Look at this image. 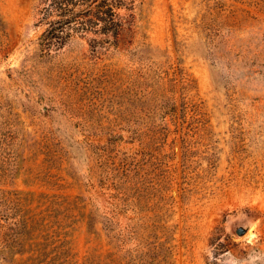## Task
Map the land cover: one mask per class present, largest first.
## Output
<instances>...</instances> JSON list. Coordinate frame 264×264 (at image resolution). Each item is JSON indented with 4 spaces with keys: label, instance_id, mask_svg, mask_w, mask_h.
<instances>
[{
    "label": "rangeland",
    "instance_id": "rangeland-1",
    "mask_svg": "<svg viewBox=\"0 0 264 264\" xmlns=\"http://www.w3.org/2000/svg\"><path fill=\"white\" fill-rule=\"evenodd\" d=\"M45 2L0 0V264H264V0L50 52Z\"/></svg>",
    "mask_w": 264,
    "mask_h": 264
},
{
    "label": "trees",
    "instance_id": "trees-1",
    "mask_svg": "<svg viewBox=\"0 0 264 264\" xmlns=\"http://www.w3.org/2000/svg\"><path fill=\"white\" fill-rule=\"evenodd\" d=\"M133 0H46L39 23L46 28L39 45L46 52L63 47L73 36L93 34V47L105 43L116 45L125 26L131 24Z\"/></svg>",
    "mask_w": 264,
    "mask_h": 264
},
{
    "label": "water",
    "instance_id": "water-1",
    "mask_svg": "<svg viewBox=\"0 0 264 264\" xmlns=\"http://www.w3.org/2000/svg\"><path fill=\"white\" fill-rule=\"evenodd\" d=\"M243 232H244V230H242V229H238V230L236 231V233H237L238 235H241Z\"/></svg>",
    "mask_w": 264,
    "mask_h": 264
}]
</instances>
